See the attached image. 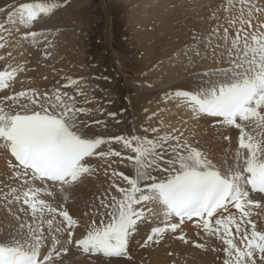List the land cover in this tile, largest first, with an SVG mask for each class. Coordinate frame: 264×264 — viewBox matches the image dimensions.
Returning <instances> with one entry per match:
<instances>
[{"label": "bare ground", "instance_id": "1", "mask_svg": "<svg viewBox=\"0 0 264 264\" xmlns=\"http://www.w3.org/2000/svg\"><path fill=\"white\" fill-rule=\"evenodd\" d=\"M30 1L32 0H0V9L5 10L0 13V23L4 25V29L0 30V44L3 45L0 47V71L15 72L14 76L6 81L8 87L0 89V108L10 112L19 111V103L5 99V97L15 96L21 91L35 90L43 94L60 89L61 92H67L69 96L75 98V106L77 108L86 110L78 114V124L82 126L84 134L88 137L108 139L114 136L131 137L136 135L146 136L151 139L156 134L151 131L145 132L144 129L157 128L160 135L169 133L176 135L180 138L181 143L186 141L190 146L201 151L222 173H226L229 170L237 171L242 169L244 156L242 155L239 160L237 158V145L240 137L239 129L223 125L218 118L194 115L187 106L174 98L177 91H194L183 86L180 87L181 82L177 83L176 80L167 82L168 84H160L162 80L158 77L160 75L158 74L159 69L157 67H149V61L159 56L160 60H164L162 62L169 63L168 72H171L174 71L176 66L179 68V65H182L185 60L189 59V56L193 55L196 60L194 65H200V67H203L202 70L204 68L205 70L230 68L231 61L235 56L234 52L231 56L229 55L231 42L225 43L221 38L223 33L215 35L217 33L215 31L210 36V33L206 31L207 26L202 28L199 26L200 23L199 25L197 24L199 28H196L197 31L199 30L198 36L200 38L194 39L198 42V46H195L196 44L193 45L194 42L189 45L186 42L183 49H180L179 55V49L177 50L178 56L165 58L164 56L174 46L177 48L178 45L174 44V42L187 38L180 36L183 31H179L178 35L174 31V27L177 23L186 21L184 20L186 10L200 12L203 4L206 7L207 5H210V7L215 5L216 8L218 7L217 10L222 11L221 14L214 18L216 22H213L215 26V23H217L218 30L226 22L224 18L225 13H227L224 11L225 7L231 4H235L238 8H242L240 7L241 4L247 5L251 9V13H256L255 10H258V19H263L264 0H117L125 8L123 20L125 19L126 24L124 27L128 28L130 26L133 31L145 37H138L139 39H144L145 42L132 38L130 41H124V44H128L127 48L132 53H135L134 46L137 45L138 51L141 52L140 57L142 58L140 60L145 61L146 65L144 71H130L128 70L130 69L129 66L124 63L125 59H123L121 61L126 67V70H124L119 60V54L114 50L113 42L111 41L112 37H109L108 45L114 52L113 57L117 61L114 73L110 74L111 76L107 75V80L102 75L104 74V68L102 66L96 67L97 69H95L99 71H92L87 61L88 54H83V49L80 47L82 46L80 33L77 32L79 27L72 26L68 20L69 5L67 4L70 0H64L63 6L60 5L61 0H50V3L55 2L60 6L51 14L41 15L36 21L26 26L19 23L18 17H13V21L8 20L6 12L9 9H14L22 3L39 2L36 0ZM206 7L204 8L206 9ZM234 8L236 9L233 6ZM212 10L210 9V11ZM243 11L245 13V10ZM215 12L219 13V11ZM248 12L246 11V14ZM195 15H198V12ZM206 16L208 17V15ZM251 16L256 20L257 16L255 17L253 14ZM190 18L188 19L190 20ZM212 19L211 21H213ZM204 20L207 21V19ZM185 23L187 24V22ZM201 24L204 25V22ZM182 25L184 26V24ZM224 26H226V23ZM228 26H226V29H228ZM175 28L178 29V27ZM170 31H174V33L171 34L172 32L170 33ZM227 31L229 35V29ZM31 32H36L37 36L33 38L30 35ZM260 32H264V28ZM209 36L210 39L208 40ZM146 37L148 38L146 39ZM196 37L195 35L194 38ZM174 38L176 41L173 42L172 39ZM190 38L192 37H189V42L191 43ZM215 38L216 40L214 41ZM216 43H218L217 47L214 46V44L217 45ZM121 47L123 48L122 45ZM152 51L155 54L149 55ZM100 59H102V56ZM192 63L189 62L188 64L192 65ZM95 64L98 63L96 62ZM95 64L93 63L92 65ZM99 64L101 65V62ZM186 66L181 68V72L186 69ZM120 68H122L124 75H122V78L126 79V83L130 87L132 86L135 93L132 95V99H129L128 104L124 103L123 107L121 106L122 110H119L120 113L116 112L117 115H112L110 91L114 89L113 84L117 81V73H119ZM207 78L198 82L200 86L204 87L205 82L211 80ZM70 80H75L77 83L70 85ZM104 80L108 83L104 82ZM66 84L69 86L65 87ZM150 91L156 93L147 102L143 101L142 95ZM123 100L125 101V99ZM25 102L27 101L21 98V103ZM244 124L246 133L252 135L258 141H264V134L259 136L254 129L255 127L250 128L248 122H244ZM0 145H2V142H0ZM112 145L113 147H106V144L101 145L99 150L108 151L112 149L120 151L122 156L109 157L107 159L95 156L88 158V163L94 171L90 175H85L71 188H67L63 194L60 193L59 189L52 188L51 182L44 184L36 181L32 184L29 177H17L15 175L17 170L15 168L17 164L15 158L6 148L0 146V208L6 211L4 213L0 212V242H8L14 237L23 240L29 235V226L32 229H36L39 226L38 234L43 236L41 260L48 254L60 252L62 249L67 250L65 257L69 256L70 261L82 258L83 255L89 257V254L79 249L74 241L83 238L93 225V221H95L96 225H99L101 221H104V223L108 222L110 217L103 215L108 210L101 205L100 201L107 199L111 203V196L113 195L119 198V193L112 187L114 181L120 187H129L122 177H114L112 172H122L130 177L135 175L130 161L122 159V157L134 156L135 154L114 140ZM242 152L246 154V150H242ZM154 174L159 175V173ZM25 179H29V184L32 187L47 188L48 191L53 193L51 197H48L44 192H41L40 195L43 194V196L40 198L47 200L52 207L57 209V212L60 211L59 208L61 206H64L65 208L62 210H67L72 218L73 215L76 216L74 219L76 226L71 230L73 232L72 243L68 242L67 233L61 226L63 219L58 218L57 214L46 212L43 217L37 214L34 222L28 206L24 205L21 200L17 201L15 199L17 195L22 194V188L26 190ZM14 189L16 190L15 192L13 191ZM247 190L249 191L250 199L259 202L260 205L259 207L250 206L252 212L250 219L256 224L257 230L264 231V193L252 192L248 186ZM65 195L67 200L64 199ZM143 207L147 219L138 221L137 231L133 233L129 241L128 256L107 257L103 260L105 264H125L124 262L128 258L131 259L133 264H223L227 258L223 251V248L226 247L223 241L216 236L206 235L201 227L196 226L199 223V219L196 217H193L191 221L185 219L175 233L166 231L160 237H156L155 239L158 242L146 243L147 236L151 234L152 228L164 226L165 217L159 205L149 203L143 205ZM149 208L152 209L151 212L148 211ZM226 211L227 209L217 210L211 218L212 221L219 219L218 216L227 213ZM225 217L227 216L225 215ZM240 218L241 212L237 221ZM49 219H53L51 227L46 223ZM41 220L44 223H41ZM174 222L179 223L178 218ZM22 224L24 225L23 228L20 227ZM247 227L250 231L251 226L247 225ZM57 228H60L59 232L56 231ZM241 231L243 232V227ZM181 235L185 237L187 243L178 238ZM196 245H204V247H197ZM144 253H149L150 257L148 259L142 258ZM97 254L99 258H101L100 255L103 256L102 253ZM58 259H62L61 254ZM53 260L45 262V264H53Z\"/></svg>", "mask_w": 264, "mask_h": 264}, {"label": "snow or ice", "instance_id": "2", "mask_svg": "<svg viewBox=\"0 0 264 264\" xmlns=\"http://www.w3.org/2000/svg\"><path fill=\"white\" fill-rule=\"evenodd\" d=\"M58 6L55 2L22 3L9 9L6 15L9 21L18 17L19 23L26 26L41 15L51 14ZM4 11L0 9V13ZM250 17L251 12L249 19H242L240 23L252 27ZM3 29L4 25L0 23V30ZM242 32L243 29L238 30L231 39L229 55L234 52L235 56L230 68L205 73L216 79L206 81L199 91L180 90L174 95L194 115L218 118L223 125L239 129L237 158L239 160L243 155L244 161L242 169L237 171L222 173L201 151L186 141L181 143L176 135H160L157 128L144 129L156 134L151 139L136 135L108 139L88 137L78 124V114L86 110L77 108L75 98L60 89L43 94L27 90L5 97L19 103L20 110L10 112L0 108V146L15 158V175L29 177L32 184L36 181L44 184L51 182V187L63 194L94 171L88 158L122 156L120 151L99 150L101 145L113 140L135 154L122 157L130 161L134 176L112 172L114 177H122L129 187H120L114 181L112 187L119 193V198L113 195L111 203L107 199L100 201L108 210L103 213L110 217L108 222L101 221L96 225L93 221L83 238L74 241L84 253H102L105 257L128 256L129 241L137 231L138 221L147 219L143 205L150 203L160 206L165 223L163 227L152 228L146 243L158 242L156 237L166 231L175 233L185 219L191 221L196 217L199 219L197 227H201L206 235L221 239L226 245L223 251L227 258L223 264H264V231L257 230L250 219V206L260 205L250 199L247 190L250 186L252 192L264 193V141L246 133L244 124L254 121L257 127L264 128V32L241 35ZM30 35L35 38L37 33L31 32ZM222 39L228 42L227 29ZM14 74V71H0V89L8 87L6 81ZM76 83L75 80L69 81L70 85ZM21 98L27 102L21 103ZM242 150H246V154ZM24 185L26 190L22 188V194L15 199H22L23 204L28 206L34 222L37 214L41 217L46 212L57 214L63 218L61 226L67 233L68 242L72 243L71 230L76 221L69 212H57L47 200L39 198L41 192L48 197L53 195L47 188L32 187L29 179L24 180ZM64 199L67 200L66 195ZM228 204L241 212L240 220L227 216L213 222L214 213L225 209ZM176 218L179 223L174 222ZM53 219L46 221L49 227ZM41 223L44 221L41 220ZM247 225L251 226L250 231ZM29 227L30 232L25 239L14 237L8 242H0V264H45L51 260L50 256L41 260L43 236L38 234L39 226L36 229ZM232 227H235V235ZM56 231L59 232L60 228ZM178 238L187 243L183 235Z\"/></svg>", "mask_w": 264, "mask_h": 264}, {"label": "rangeland", "instance_id": "3", "mask_svg": "<svg viewBox=\"0 0 264 264\" xmlns=\"http://www.w3.org/2000/svg\"><path fill=\"white\" fill-rule=\"evenodd\" d=\"M32 1H30V2H32ZM36 1L49 2L50 3V0H36ZM60 2H61L60 5L63 6L64 0H61ZM222 3H224V2L222 1ZM67 5H69V7H68V12H69L68 20L72 26L79 27V30L77 32L80 33L79 35L81 37L80 42H81L82 46H80V47L83 49L82 50L83 54H85V53H86V55L88 54L87 61H88V64H90L89 66H90L92 71L95 70L97 72L99 70H96L97 69L96 67L102 66V68H104V70H103L104 74H102V75H104L103 77L106 80H107V78H106L107 75L111 76L114 73V70L116 67L115 64H116L117 60H116V58L113 57L114 52L111 50V48L108 45L109 37H112L111 41L113 42L114 50L117 51V53L119 54V60L121 61V60L125 59L124 63L127 66H129V68H130L128 70H130V71L134 70L136 72H141V71L145 70L146 64H145V61L140 60L142 57H140L141 52L138 51L139 49H138V47H136L137 45L134 46L135 47L134 48L135 53L134 52L132 53L127 48L128 44L127 45L124 44L125 43L124 41H127V40L130 41V39H132V38L139 39L138 37H142V38H145V37H143L140 33H136L135 31H133L130 28V26H128V28L124 27L126 24L125 19L123 20V12L125 11V8H124V6L120 5V3L117 2V0H70ZM241 5H240V7H242L243 9L238 8L235 4H231V5H228L227 7H225V10H224L225 12H227V13L224 12L226 14L224 17L225 21H226L225 23H226V26L229 25L228 29H229L231 36L233 35L232 37H235L237 35V31L240 29H243V32L241 33V35H243L244 33H247V32H260V30L262 28H264V27H262V26H264V15H263V19L259 18L260 19V21H259L258 10H255L256 13H253V12L251 13V15L253 14L255 17L257 16L255 18L256 20H254L252 18V16L250 17V24L252 27H248V25H242L241 24L240 21L242 19L243 20L249 19V13L251 11V9L249 7H247V5H245V6H244V4H241ZM208 6H209V9H208ZM233 6L236 7V9L234 8L235 10L233 9ZM204 7H206L205 4H203V8H202L204 10L201 9L200 12L199 11L194 12V11H190V10L187 11L186 10V12L189 15L188 14L186 15V12H185L184 20H186L185 22H187L188 25L185 22L183 23V21L180 22L179 24L177 23L175 25V27H178V29L174 27V29H175L174 31L178 35L180 32L183 31L181 33L182 35H180V36H182L183 38L184 37H187V38H185L183 40L180 39V41L179 40L176 41L175 38L172 39L173 42L176 41V42H174V44H176L178 46H177V48H176V46H174L172 48V50L167 55L164 56L165 58L166 57L170 58L171 56H178L179 52H181V50L183 49L186 42L188 45L192 44L194 42L193 45L196 44L195 46H198V44H197L198 42H196L194 39L200 38L198 36L199 30L197 31V29L199 28L198 27L199 23H200L199 26L202 28L204 26H207V28L206 27H204V28L207 29V30L206 29L205 30L210 33V36L212 34H214V32L216 31L217 33H215V35L223 33L221 35V38H222V36L224 35V30L227 28L226 26H224L225 23L223 25L224 27L223 26L220 27V30H222L223 32L218 30L217 23H215L216 26L213 23V22H216L214 18L216 16H218L219 14H221L222 11L220 12V10H217L218 7L216 8L215 5H212V7H210V5H207L206 9ZM210 9H213L212 11L215 14H210V13H213L212 11H210ZM214 9H216V10H214ZM238 9L240 12L237 11ZM243 10H245V13ZM203 11H205L204 12L205 14L203 13ZM215 11H219V13L215 12ZM246 11L247 12L249 11V12L246 14ZM197 12H198V15L201 17H199L198 15H195V14H197ZM208 12H210V13H208ZM200 13H201V15H200ZM206 15H208V17ZM195 17H197V18H195ZM188 18H190V20ZM199 18H201V19H199ZM211 18H213L212 19L213 21H211ZM196 19H197V21H196ZM204 19H207L208 22L205 21ZM200 20H201V22H200ZM209 21H210V23L212 22V24H210ZM256 21H258L259 23ZM203 22H204V25L201 24ZM181 23L184 24V26ZM190 24L191 25L193 24V25L191 26ZM205 24H207V25H205ZM196 25H197V27H195ZM209 25H210V27H209ZM255 25H258V26L255 27ZM182 26H183V28H182ZM214 28H216V29H214ZM188 30H189V32H188ZM174 31H170V33L172 32L171 34H173ZM230 34L228 36L230 37V39H232ZM195 35L197 36L196 38H194ZM155 36H157V35L155 34ZM210 36H209L208 40L210 39ZM189 37H192V38H190L191 43L189 42ZM147 38L148 37H146V39ZM216 38L214 39V41L216 40ZM230 39L228 41L231 42ZM139 40L145 42L144 39L140 38ZM218 43H216L217 45L214 44V46L217 47ZM121 45L123 46V48L121 47ZM178 49H179V51H178V55H177L176 52ZM123 52H126V53H123ZM122 53H123V55H122ZM175 53H176V55H175ZM153 54H155L154 51H152L149 55H153ZM189 54H188V56H189ZM101 56H102V59H100ZM161 56H163V55H161ZM160 59L161 58H159V56H158L155 59H151L149 61V67L152 66L155 68L157 67L159 69L158 74H160V75H158V74L157 75H158L159 79L162 80V83H160V84H164V83L168 84L169 82H173V80H176L177 83L181 82L180 87L183 86L185 88L191 89L192 91H199L203 87V86H200V84L198 83L200 80L205 79L207 77H208L207 79H211V80H214V78H215V77L213 78V76H211V75L208 76V75H204V74L205 73H213V71L215 72L216 69H211V70L206 69L205 70V68H204V70H202L203 67H200V65H194L196 60H195L193 55L189 56V59L184 61L185 64L183 63L182 65H179V68H177V66H176L174 71H171V72H168L169 68H170L169 63H167V62L164 63V62H162L164 60H160ZM188 60L190 63L193 62L192 65L188 64L189 63ZM96 62L98 64H95ZM99 62H101V65L99 64ZM93 63L96 66L92 65ZM124 63L121 61V64H122L124 70H126ZM182 66L183 67L186 66V69H184L183 72H181V70H182L181 68H183ZM165 71H166V73H165ZM186 71H188V72H186ZM122 75H123L122 68H120L119 73H117V81L113 84L114 89H112L113 91H110V97L112 98L111 104H110L112 106V108H111L112 109V112H111L112 115H114V114L117 115L116 112L120 113V111L122 110L123 104L124 103L128 104L129 99H132V95H134V93H135V90L132 88V86L130 87L126 83V81H125L126 79L122 78ZM106 80H104V82H107ZM155 93L156 92H154V91L144 93L142 95L143 101L147 102L148 100H150V98H152L151 96H153ZM144 95L147 99L144 97ZM123 99H125V101ZM142 99H140V100H142ZM114 104H115V106H114ZM248 123H249L250 128L255 127L254 129L258 132L259 136L264 134V128L257 127V125L254 121L248 122ZM114 137H116V136H114ZM106 147H113L112 142L110 144L109 143L106 144ZM41 196H43V194L40 195V197ZM21 201H22V199H21ZM56 206H58V204H56ZM64 208L65 207L63 206V208L60 207L59 209L62 210ZM225 209H227V211H226L227 213H223V214L219 215L218 218L225 217V215H226V216H233L236 218V220L238 219V216L240 215V211L237 210L234 207V205L230 204ZM221 210H223V209H221ZM0 212L4 213L6 211L4 209L0 208ZM58 218H62V217L58 216ZM75 218H76V216L73 215V219H75ZM234 230H235V227H232L231 231L233 234H235ZM62 250H64V251H62ZM62 250H60V252H55V253H51V254L47 255V256L51 257V260H53V259L56 260V258H57L56 261L53 260V264H75V263L76 264H86V263L87 264H105V262L103 260L107 258L104 255L103 256L100 255V257L102 258L101 259V258L97 257L98 256L97 253L89 252V253H87V254H89V257L83 255L82 258H78L74 261L71 260L72 261L71 262L69 256L65 257L67 254V252H66L67 250L66 249H62ZM60 254L62 257L61 260L58 259ZM149 257H150L149 253L142 254V258L148 259ZM124 263L125 264H133L131 262V259H129V258ZM106 264H116V263H106Z\"/></svg>", "mask_w": 264, "mask_h": 264}]
</instances>
